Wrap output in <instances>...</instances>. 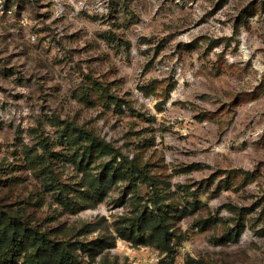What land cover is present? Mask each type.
<instances>
[{
  "label": "rangeland",
  "instance_id": "obj_1",
  "mask_svg": "<svg viewBox=\"0 0 264 264\" xmlns=\"http://www.w3.org/2000/svg\"><path fill=\"white\" fill-rule=\"evenodd\" d=\"M158 200L171 251L120 232ZM0 208V253L9 221L84 264H264V0H0Z\"/></svg>",
  "mask_w": 264,
  "mask_h": 264
},
{
  "label": "trees",
  "instance_id": "obj_2",
  "mask_svg": "<svg viewBox=\"0 0 264 264\" xmlns=\"http://www.w3.org/2000/svg\"><path fill=\"white\" fill-rule=\"evenodd\" d=\"M104 143L101 140L92 138V143ZM105 144V143H104ZM92 147V146H91ZM161 170L165 168V165L161 164ZM134 167L131 171H134ZM238 171L232 172L229 176L231 178L238 176ZM239 175L242 182H250L252 180L248 175ZM230 178V177H229ZM156 179V180H154ZM151 183L154 184L155 197L165 194L172 197L173 193L168 190L167 178L162 176L155 177ZM164 186H162L163 184ZM159 189L162 191L160 192ZM161 201V200H160ZM156 209L154 211L144 210L132 218V222L127 226L119 227L122 236L132 239V233L142 236L144 243L155 245L159 250L171 251L173 239L176 237V231L172 229L171 222H168L166 218L165 207L162 201L159 200L155 203ZM168 211V210H167ZM0 219H3V215L0 208ZM128 230V236L124 234V231ZM5 235H9L5 240V251L0 253V261L4 264H16L23 256L24 264H84L77 254V250L80 249L87 253L99 252L100 248L105 245L98 242L93 247L86 245L83 242H76L71 240H56L47 236L44 232L37 230L30 226H20L15 223L7 222L3 230ZM97 247L99 249H97ZM97 249V250H96ZM30 250L29 252H27ZM158 250V251H159Z\"/></svg>",
  "mask_w": 264,
  "mask_h": 264
},
{
  "label": "built area",
  "instance_id": "obj_3",
  "mask_svg": "<svg viewBox=\"0 0 264 264\" xmlns=\"http://www.w3.org/2000/svg\"><path fill=\"white\" fill-rule=\"evenodd\" d=\"M157 253H158V251H156L154 254H156V255H157Z\"/></svg>",
  "mask_w": 264,
  "mask_h": 264
}]
</instances>
